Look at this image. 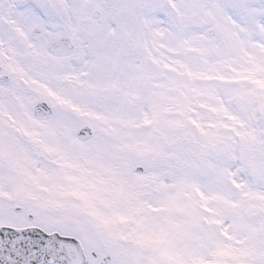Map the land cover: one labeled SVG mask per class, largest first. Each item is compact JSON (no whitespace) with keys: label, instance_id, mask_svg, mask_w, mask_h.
Returning <instances> with one entry per match:
<instances>
[{"label":"snow or ice","instance_id":"snow-or-ice-1","mask_svg":"<svg viewBox=\"0 0 264 264\" xmlns=\"http://www.w3.org/2000/svg\"><path fill=\"white\" fill-rule=\"evenodd\" d=\"M0 264H264V0H0Z\"/></svg>","mask_w":264,"mask_h":264}]
</instances>
